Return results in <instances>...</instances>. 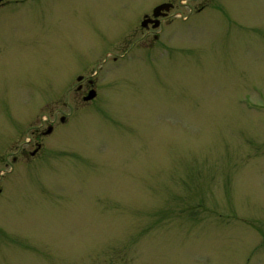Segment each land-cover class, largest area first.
I'll return each mask as SVG.
<instances>
[{
  "label": "rangeland",
  "instance_id": "1",
  "mask_svg": "<svg viewBox=\"0 0 264 264\" xmlns=\"http://www.w3.org/2000/svg\"><path fill=\"white\" fill-rule=\"evenodd\" d=\"M159 1L0 8V264H264V0Z\"/></svg>",
  "mask_w": 264,
  "mask_h": 264
},
{
  "label": "flooded vegetation",
  "instance_id": "2",
  "mask_svg": "<svg viewBox=\"0 0 264 264\" xmlns=\"http://www.w3.org/2000/svg\"><path fill=\"white\" fill-rule=\"evenodd\" d=\"M164 2H167L166 1H159L157 2L150 10V12H143L141 14V17H140V21H139V25L141 28H143L147 33H151V37L153 39H156L158 38V34L154 33L156 29L160 28L162 26V24L168 20L169 18V12L173 9L174 7V4L172 2H169L173 5L172 9L166 13L165 15H159L157 17V20H158V25L156 28H154V24H155V20L152 16V10L154 9L155 6L161 4V3H164ZM5 4V0H0V8H2ZM163 14V12L161 13ZM143 20H146V24L144 27L141 26V22ZM68 73H69V70H68ZM68 77V74H66V81H67V78ZM73 79L76 81V83L71 86V87H67V84L68 82H66V93H70V92H74V93H77L78 95H80L81 97V100L84 102V103H87L89 101H85V96L90 92V91H94L95 95H94V98L96 97L97 95V91H96V86H97V80H95V76L93 75H89L87 77L83 76L82 74H75V76L73 77ZM64 117H60V121L61 122H64ZM52 127L53 125H51L50 123L48 124V127L46 130L44 131H38L37 135L35 136V139L33 140H28L27 142L28 143H33V150H30L27 152V154L29 153L30 156H34L41 148V144L42 142L40 141L41 139V136H44V135H47L49 134L51 131H52Z\"/></svg>",
  "mask_w": 264,
  "mask_h": 264
},
{
  "label": "water",
  "instance_id": "3",
  "mask_svg": "<svg viewBox=\"0 0 264 264\" xmlns=\"http://www.w3.org/2000/svg\"><path fill=\"white\" fill-rule=\"evenodd\" d=\"M172 7V5L171 4H169V3H163V4H161V5H159V6H157V7H155L154 9H153V17H158L159 15H160V12L161 11H165V12H167V11H169V9ZM162 15H165V14H162ZM145 24H146V20H143L142 21V23H141V25L142 26H145ZM158 25V20H156L155 21V24H154V26L153 27H156ZM94 95H95V93H94V91H90L88 94H87V96H85V100H90V99H92L93 97H94Z\"/></svg>",
  "mask_w": 264,
  "mask_h": 264
}]
</instances>
